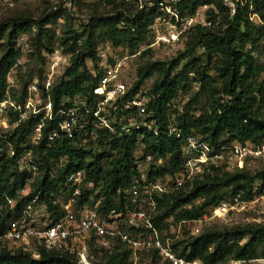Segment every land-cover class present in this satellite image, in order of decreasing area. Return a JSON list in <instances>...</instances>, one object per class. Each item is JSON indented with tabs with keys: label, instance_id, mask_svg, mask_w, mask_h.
Returning <instances> with one entry per match:
<instances>
[{
	"label": "trees",
	"instance_id": "obj_1",
	"mask_svg": "<svg viewBox=\"0 0 264 264\" xmlns=\"http://www.w3.org/2000/svg\"><path fill=\"white\" fill-rule=\"evenodd\" d=\"M100 1L111 5L110 11L91 17L78 27L69 24L74 15L61 6L52 9L40 20L21 18L1 24L0 39L5 37L6 47L0 56V101L6 97L7 75L19 56L16 49L17 38L21 34L33 33L36 28L34 44L40 51L46 49L51 52L54 50L53 45L43 40L42 36L51 35V28L47 26L51 20L64 18L65 29L60 45L65 53L71 54V64L49 92L54 111L74 105L84 108L85 104L92 107L97 96L94 90L102 75L100 69H90L87 62L98 60L96 39H107L115 47L123 48L126 55L135 54L141 50L140 45L146 40L147 32L151 30L156 18L166 15L158 6L159 1L150 8L144 6L136 9L128 0ZM233 3L234 7L229 6L226 0L176 1L174 7L178 8L182 17L195 15L199 8L207 6L208 24H197L186 32V49L176 57L169 60H147L140 64L136 72L137 79L128 93V97L136 94L146 80L156 76L148 91L147 110L148 120H155L158 133L140 128L120 135L104 129L100 150L96 152L79 150L69 138L61 139L54 150L47 151L42 149L44 139L37 146L44 174L36 178L31 193L18 200L15 205L17 213L5 211L6 216H2L1 222L2 230L10 219L20 216L22 209L35 194H39L40 200L46 204L51 221L60 219L62 201L59 200L61 195L57 197L56 194L65 185V174L79 169L86 171L90 185L83 189L77 199L75 205L78 210L93 207L96 201L93 197L101 199L99 213L102 216L107 217L112 210H126L130 202L124 190L138 176L133 153L140 138L146 152L152 153L155 160L162 159L151 174L173 176L182 168L185 161L182 153L183 138L170 133L171 123H175L184 134L195 133L216 148L230 142L252 141L262 144L264 81L261 76L264 63L259 62L255 52L264 40V0H233ZM84 5L90 7L92 4ZM252 13H257L260 22L251 20ZM198 47L203 48V52L198 54ZM143 51L147 53L146 50ZM188 52L194 55L181 65L187 59ZM194 82L199 84V88L193 92ZM189 93L182 109L175 108L177 98ZM26 94L27 86L23 88L20 99L23 100ZM77 96H80L81 103H75ZM104 113L109 118L112 115L120 117L122 110L119 107L116 112L107 107ZM61 120L57 115L53 122L50 121L45 126L44 133L58 127ZM34 123L35 120L30 118L12 130L9 139L16 150L20 149ZM60 156H68V163L59 178H54V168L49 158L58 160ZM16 158L0 157V196L3 195L1 189L8 195L15 196L16 190L24 185L29 174L18 169ZM12 166L15 170H12ZM4 174L7 177L14 176L13 181L4 179ZM64 188L69 187L65 185ZM228 191L241 200H250L262 194L264 166L257 171L240 168L228 170L226 167L208 169L198 174L192 182L174 191L155 194L157 211L153 226L163 232L169 228L171 218L175 223L198 219L207 213V209L211 211L223 201ZM70 242L73 243L69 240ZM111 243L108 250L102 251L100 264H131L133 251L128 244L120 238L111 239ZM172 247L177 257L190 262L226 264L235 260L241 261V264H258L254 260L264 259V224L247 223L230 229L214 228L190 240L176 241L172 243ZM141 250L148 251L153 257H162L170 264L158 249ZM78 251L73 252L63 246L58 249L42 245L35 255L25 248L14 249L0 244V264H78Z\"/></svg>",
	"mask_w": 264,
	"mask_h": 264
},
{
	"label": "built area",
	"instance_id": "obj_2",
	"mask_svg": "<svg viewBox=\"0 0 264 264\" xmlns=\"http://www.w3.org/2000/svg\"><path fill=\"white\" fill-rule=\"evenodd\" d=\"M71 3H73L72 0L68 4L71 5ZM68 9L72 10V7ZM251 9L253 8L251 7ZM169 12L172 13L175 21L184 24L185 28L188 25H194V15L182 17L177 7ZM250 18L255 22H260L257 13H252ZM164 22L165 17L158 16L152 24L151 30H159ZM199 24L207 25L208 22ZM121 25L123 26L124 23L122 22ZM177 26L175 23V30L170 34L172 37L170 41H179L184 32ZM33 30L36 31V28ZM158 38L165 39L161 35H158ZM79 43L81 44L82 40ZM30 46L29 34H21L17 38L16 49L19 56L7 75L6 97L0 101V157L3 155L6 158L17 157V167L20 171L34 175L40 173L43 162L37 146L44 139L45 143L42 149L47 151L54 150L61 139L69 138L79 150L96 152L100 150L99 145L104 129L118 132L120 135L140 128L150 130L155 134L158 133L155 120H148L149 97L143 95L141 90L128 97L131 88L127 84L124 68L130 55L124 54L121 47V50L113 48V53L110 54L111 60H108L106 54L103 56L104 61L99 68L102 75L94 90L97 96H95V103L92 107L85 104L84 108L74 105L68 108L61 107L56 112L54 111L53 100L49 93L55 83L54 74L56 69L69 64L67 54L60 48L49 52L51 53L50 74L43 86L35 80L28 86L27 94L23 100L13 98L10 94L11 87L14 85L12 72L22 63V58L26 56ZM79 98L80 96L76 97L75 103ZM107 107H111L116 112L120 107L122 113L119 118L124 120V123L119 124L117 121L113 123L111 118L104 113ZM57 115L62 118L58 127H54L45 134V126L50 121L53 122ZM11 116L14 117L13 126L15 127L30 118L35 120L28 134L33 148L26 149L21 145L20 149L16 150L12 145L9 139ZM138 116L142 117V121L137 120ZM169 131L177 137L183 138L182 153L185 161L182 168L173 176L151 174L161 164L162 159L155 160L152 153L146 152L144 147L141 148L140 154L136 156L138 176L129 189L124 190L131 206L121 212L112 210L109 213L111 221L99 213L101 201H98L95 207L80 210L76 208L75 204L83 193V189L90 185L87 182L86 171L79 169L65 174L64 183L69 188H64L65 185L61 187L65 199L61 200L62 217L60 219L55 222L51 221L46 204L40 200L39 194H35L22 209L19 218L10 222V227L0 232V244L18 249L25 248L37 255L36 242L48 248L59 249L63 245L67 246L69 240L78 241L83 243L80 248L82 250L78 251V254L82 253L79 259L82 262L85 259L86 236L95 233L108 240L120 238L128 244L134 253L141 249H158L170 264H197V261L190 262L177 257L170 245L161 238L159 231L154 228L153 218L157 211L154 195L174 191L192 182L198 174L208 169L222 167H226L228 170L250 169L254 162L264 161V142L262 144L252 141L230 142L216 148L195 133L184 134L175 123L169 125ZM66 157L68 160V156ZM49 159L53 168L67 166L59 164V159L54 160L53 157ZM166 179H168V183L165 182ZM3 195V199L0 200V220L5 211H14L18 202L15 196ZM240 202L239 197H234L231 200L224 199L212 208V215L224 218L231 212L239 211L240 207L244 208L246 203ZM201 221L196 219L188 221L197 225L194 228L195 233L200 231ZM133 228L141 230L135 231ZM239 262L237 261V263Z\"/></svg>",
	"mask_w": 264,
	"mask_h": 264
},
{
	"label": "rangeland",
	"instance_id": "obj_3",
	"mask_svg": "<svg viewBox=\"0 0 264 264\" xmlns=\"http://www.w3.org/2000/svg\"><path fill=\"white\" fill-rule=\"evenodd\" d=\"M70 0H0V25L6 24L9 22H12L14 20H18L21 18H32V19H43L47 16V14L55 8L64 7L69 8L72 7V10H70L73 13V19H70V23L74 27H78L79 24L87 22L91 17L99 16L102 14H106L110 11L111 5H105L100 0H80L78 1H72L71 5H69ZM131 2L133 7L136 8H142L144 6H148L149 8L152 7L157 1H159L158 6L160 7V10L166 15H163L165 17V22L160 26L159 30H149L147 32L146 40L140 45L141 50H139L135 54H130V58L127 59V64L124 68V74L126 76L127 84L130 88L133 87L134 82L137 79L136 72L137 68L140 64L147 60H169L171 58L176 57L181 51H184L186 49V41H187V35L186 32L192 28L193 26L199 24V23H205L206 20V9L207 6H203L199 8L196 15H194V25L190 26L188 25L186 28L184 24H180L177 21H175V18L172 17V13L169 12V10H172L174 8L175 0H128ZM179 1V0H178ZM226 3L229 4V6L234 7L233 0H226ZM84 4H92L90 7H87ZM69 10V9H68ZM65 19L64 18H58L53 19L50 21V23L47 25L49 28H51V35H43L42 39L46 40L47 42H51V45H53L54 49H61L64 51V48L60 45V38L63 34V31L65 29ZM177 24L178 29H183V35L180 36L179 41L178 40H172L170 39V34L175 30L174 24ZM181 27V28H179ZM35 31L31 34H29V42L31 44L30 49L28 53H26V56L22 58V63L19 64V66L16 68L14 72H12V79H14V85L11 87L10 94L13 98L21 100V94L22 90L25 86H28L34 82L35 80L43 86V83L46 81L48 74H50V55L46 49L43 51H40L39 47H36L35 42ZM158 35H161L165 37L164 40H160L158 38ZM98 47H97V56L98 60L92 61L87 60L88 67L90 69H97L99 70L100 64L104 61V55L106 54L108 56V60H111V55L113 53V48H120L115 47L110 41L104 38L98 37L97 39ZM5 37L0 39V56L5 50ZM143 48V49H142ZM121 50V48H120ZM123 50V49H122ZM146 50L147 53H143ZM65 52V51H64ZM196 52L199 54L203 52V48L198 47L196 49ZM124 53V50H123ZM68 56V62L69 64L56 69V72L54 74V80L57 82L61 76L63 75L65 69L71 64V54L65 53ZM193 53L188 52V57L185 59L182 63L184 64L191 56H193ZM255 56L258 58L259 62L264 63V40L261 42L260 47L257 52H255ZM156 76L151 77L150 79L146 80L141 87V92L143 95L148 96V91L151 88V85L153 81L155 80ZM261 80L264 81V72L262 73ZM199 88V84L194 82L193 83V89L192 91H196ZM190 96L189 94H183L180 95L177 100L175 101V108L182 109V106L185 102H187L188 98ZM77 102L81 103L80 99L77 100ZM110 113V110H108ZM112 121H117L119 124L122 122L124 123V120H122L119 117H116L112 115L111 117ZM138 121H142V117H137ZM14 117L11 116L10 119V129L9 132H12L13 129L16 127L13 126ZM19 126V125H18ZM142 138L139 139V142L137 143L135 149H134V157L136 158L137 155L140 154L141 148L144 146V142L141 141ZM1 145V144H0ZM13 145V143H12ZM24 148L30 149L34 146L30 143V140L28 136L26 137L25 141L21 144ZM14 146V145H13ZM6 158L4 155L1 156V158ZM60 163L67 165L68 160L66 156H61L59 158ZM2 163V162H1ZM0 163V169L1 167ZM264 166V161L258 160L253 163V167L249 170L257 171L260 170ZM235 169V168H234ZM230 169V170H234ZM12 170H15L12 166ZM64 168L61 166L55 167L52 171V176L54 178H59V175L63 173ZM24 172V171H21ZM26 172V171H25ZM29 173V172H28ZM42 168L40 169V173L38 175H34L29 173L28 176H26V180L23 186L19 187L16 190L15 197L19 200L22 197L29 195L32 191L33 184L37 177L43 176ZM4 179L8 178V182H12L14 179V176L7 177L5 174L3 175ZM136 180V179H135ZM168 183V179L165 181ZM171 185V183H169ZM129 188H127L128 190ZM3 194H7L6 191H3ZM97 191V192H96ZM98 193V189L95 190L94 195ZM59 194L61 195L59 197ZM127 194V193H126ZM57 197H59V200L65 199L64 193L62 191L59 193L57 192ZM4 195L0 196V200L3 199ZM234 197L239 196H233L231 191H228L225 193V199L231 200ZM95 199V204L93 207L96 206V203L98 201H101L100 198L93 197ZM240 199V197H239ZM234 200V199H233ZM241 200V199H240ZM240 203H246L245 207H240L239 211L231 212L224 218H217L212 215V212L210 209H207V213L196 219V220H202L200 222V231L194 232V228L197 226L194 222H179L175 223L174 220L171 218L169 221L171 222L169 228L167 230H163V232H159L161 238L168 244L170 247H172V243L176 241H187L190 240L193 237L198 236L199 234L210 230L214 228L218 229H230L238 225H244L247 223H263L264 224V192L260 195H257L255 198L247 200L242 199ZM129 204L127 207H130ZM18 210L14 209L13 213H17ZM209 211V212H208ZM4 216H6L4 212ZM105 217V216H104ZM207 217V218H206ZM19 218L16 217L14 219H10L7 224H5L7 229L10 227V222H13ZM107 219H111L109 217V214L106 217ZM9 219V218H8ZM12 220V221H11ZM2 222V216L0 220V232L5 230H2L1 227ZM98 236V235H97ZM94 234L90 233L89 236H86L84 244L86 245L85 249V259L80 262L78 260V264H100V256H102L103 252L105 250H108L110 246H112L111 240H108L107 238L97 237ZM95 238V240H94ZM36 249L42 244H38L36 242ZM79 246V248H78ZM81 246H83L82 242H73L68 243L67 246H64V248H69L73 252H77V250L80 249ZM61 248V247H59ZM74 248V249H73ZM78 248V249H77ZM173 248V247H172ZM16 249V248H14ZM133 251V250H132ZM81 252V251H80ZM82 254V253H81ZM81 254H78V258H81ZM131 264H169L166 262L162 257L156 256L153 257L151 253L148 251L138 250L136 253L132 252L131 256ZM254 262L258 264H264V259H257L254 260ZM197 264H201L200 261H197ZM226 264H241V261L237 263L235 260H231L230 262H227Z\"/></svg>",
	"mask_w": 264,
	"mask_h": 264
}]
</instances>
